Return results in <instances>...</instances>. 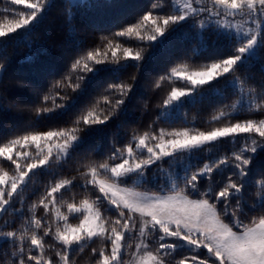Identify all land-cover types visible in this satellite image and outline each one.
I'll return each mask as SVG.
<instances>
[{"label": "snow or ice", "instance_id": "1", "mask_svg": "<svg viewBox=\"0 0 264 264\" xmlns=\"http://www.w3.org/2000/svg\"><path fill=\"white\" fill-rule=\"evenodd\" d=\"M117 7L3 0L0 264H264V0Z\"/></svg>", "mask_w": 264, "mask_h": 264}, {"label": "trees", "instance_id": "2", "mask_svg": "<svg viewBox=\"0 0 264 264\" xmlns=\"http://www.w3.org/2000/svg\"><path fill=\"white\" fill-rule=\"evenodd\" d=\"M149 0H117V3L121 6V7H117L114 9L109 10L108 12V16H114L117 15L119 13H127L130 14L132 9L129 8V5H133V4H148ZM57 3H62V0H57ZM3 6V0H0V7ZM54 14H58V13H54ZM77 25L80 27L81 29V36H88L89 39L93 38L92 35V30L90 27V22L88 19V16H82L80 18L77 19L76 21ZM98 37V34H97ZM182 44L181 42H177V50L179 49V47H181ZM36 54H38V56L40 58H45L47 55L51 54V55H58V49L53 47L51 44V41H49V48H48V53H43L40 52L39 49H34L33 50ZM29 52V49L26 45L21 44L18 47L15 48H10L8 50V55L12 58L14 66L17 67H25L26 65L23 62V58L25 57V55ZM163 60L161 59V61L159 63H156L152 66L151 70L152 71H157L159 70L160 67V63H162ZM180 84H183V81H177V85L179 86ZM165 89L167 88V84L164 86ZM160 95H163V92L160 93ZM220 99L218 97H214L212 98L211 101H205V103L203 105H197L196 107H191L188 106L185 109V112L187 113V115H185L183 112L178 114L175 120V125L177 127L180 126H184V121L185 119H187L188 121H192V120H196V126L197 127H207V123L206 121L208 120L209 116L212 113V108L210 107V104H215L216 101ZM140 113L137 112L136 113V117L139 118ZM80 264H87V257H83L80 260Z\"/></svg>", "mask_w": 264, "mask_h": 264}]
</instances>
